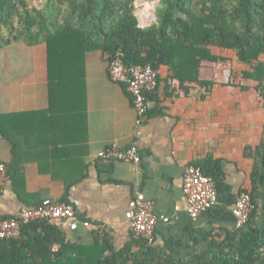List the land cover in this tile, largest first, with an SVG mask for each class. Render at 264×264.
Returning <instances> with one entry per match:
<instances>
[{"label": "crops", "instance_id": "obj_1", "mask_svg": "<svg viewBox=\"0 0 264 264\" xmlns=\"http://www.w3.org/2000/svg\"><path fill=\"white\" fill-rule=\"evenodd\" d=\"M159 1L135 0L140 26L155 21ZM26 2L30 9H44L48 4V0ZM152 4L150 20L146 12ZM212 50L229 62L205 63L202 78L215 82L202 90V97L182 92L178 82L171 80L169 67L163 65L158 101H148L149 111L140 123L126 84L109 77L108 55L99 50L87 53L86 138L79 125L64 120L46 124L42 134L30 133L29 145L34 148L19 154L34 160L45 158L46 171L40 172L34 160L27 162L20 168L22 175L17 172L18 184L14 185L8 173L10 147L0 136V161L7 165L0 216L16 217L21 209L45 199L60 201L65 197V182L75 179L66 202L77 201L76 227L70 226V219L51 222L72 243L88 246L107 237L121 249L139 240L133 236L125 212L140 192L153 201L152 210L158 217L153 243L162 251L182 258L222 241L237 228L233 208L239 194L249 187L253 152L264 135V106H258L259 95L251 89L256 83L241 76L249 67L237 61L233 50ZM261 60L264 62V54ZM233 73L236 76L231 79ZM47 83L44 43L29 45L18 40L0 50V114L46 109ZM113 142L123 148L136 146L140 162L98 158V151ZM205 159L220 161L217 203L193 219L182 190L183 175L188 164ZM52 162L55 166L48 169ZM131 250L141 253L136 243Z\"/></svg>", "mask_w": 264, "mask_h": 264}, {"label": "trees", "instance_id": "obj_2", "mask_svg": "<svg viewBox=\"0 0 264 264\" xmlns=\"http://www.w3.org/2000/svg\"><path fill=\"white\" fill-rule=\"evenodd\" d=\"M155 14V21L142 27L135 0H48L44 9H30L26 0H0V50L18 40L46 46L48 107L0 114V136L10 147L8 173L14 185L22 165L34 160L19 154L34 148L30 133L42 134L46 124L64 120L79 125L86 138L85 62L90 51L106 53L111 62L120 50L126 65L150 64L156 70V87L146 98L157 103L161 66L169 67L182 92L202 97V90L215 82L202 78L205 63L229 62L212 49L233 50L237 61L249 67L241 76L256 83L251 89L259 95L258 106H264V0H160ZM252 157L245 190L251 197L249 219L206 250L177 258L143 238L121 249L107 237L85 246L68 241L56 224L37 220L21 225L17 238L0 239V264H264V135ZM45 160H34L40 172L46 171ZM191 164L215 183L220 181L219 160ZM54 166L52 162L48 169ZM74 181L65 182L60 201H68ZM133 243L141 253H133Z\"/></svg>", "mask_w": 264, "mask_h": 264}, {"label": "built area", "instance_id": "obj_3", "mask_svg": "<svg viewBox=\"0 0 264 264\" xmlns=\"http://www.w3.org/2000/svg\"><path fill=\"white\" fill-rule=\"evenodd\" d=\"M146 13H148L147 17H151L150 7L147 8ZM123 56L122 51H116L109 64L108 74L112 81L126 84L140 123L149 109L146 92L156 87V70L150 64L126 65ZM97 157L102 160H122L134 163H139L141 160L136 146L123 148L116 142L98 151ZM6 177L7 165L0 161V191ZM182 190L188 203L187 211L193 219L207 212L217 203L216 183L211 176L205 175L199 166L188 164L185 167ZM129 204L130 208L125 212V217L133 236L153 243L155 226L158 221V217L152 210L153 201L140 192L130 200ZM76 205L77 201L45 199L36 206L21 209L16 217H0V239L17 238L21 232V225L37 220L51 223L56 218L70 219L72 220L70 226L76 227L78 221L75 217ZM251 206L250 194L246 191L240 193L233 208L237 228L248 221ZM162 220L168 221V218L163 217Z\"/></svg>", "mask_w": 264, "mask_h": 264}, {"label": "rangeland", "instance_id": "obj_4", "mask_svg": "<svg viewBox=\"0 0 264 264\" xmlns=\"http://www.w3.org/2000/svg\"><path fill=\"white\" fill-rule=\"evenodd\" d=\"M158 5H159V4H158ZM158 5H157V6H158ZM150 8H151V10H152V13H153V4L151 5V7H150ZM155 15H156V14H155Z\"/></svg>", "mask_w": 264, "mask_h": 264}]
</instances>
